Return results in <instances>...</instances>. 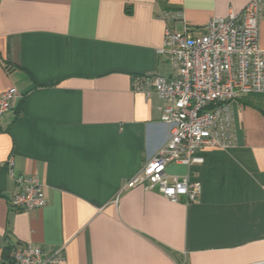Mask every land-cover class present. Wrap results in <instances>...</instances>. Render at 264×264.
Instances as JSON below:
<instances>
[{
	"label": "crops",
	"instance_id": "crops-1",
	"mask_svg": "<svg viewBox=\"0 0 264 264\" xmlns=\"http://www.w3.org/2000/svg\"><path fill=\"white\" fill-rule=\"evenodd\" d=\"M248 1L0 0V93L21 95L0 118V264L19 244L62 247L57 264H264V94L235 102V145L167 166L201 182L196 201L126 186L170 134L133 83L173 77L159 11L194 29ZM7 158L38 175L44 206L11 208Z\"/></svg>",
	"mask_w": 264,
	"mask_h": 264
},
{
	"label": "built area",
	"instance_id": "built-area-1",
	"mask_svg": "<svg viewBox=\"0 0 264 264\" xmlns=\"http://www.w3.org/2000/svg\"><path fill=\"white\" fill-rule=\"evenodd\" d=\"M264 0H250L239 12L230 11L209 19L202 27L189 29L182 13L161 9L164 40L161 52L173 66V77L142 73L134 89L147 97L156 94L163 105L160 120L169 126L167 142L141 165L126 186L156 190L172 202L188 204L198 199L201 182L188 175L167 173L171 163H202L204 150L235 145L234 104L240 97L264 94V49L259 46V21ZM182 22L181 31L177 23ZM20 93L10 87L0 93V118L11 110ZM6 171L16 188L9 205L20 211L46 204L43 185L36 173H15L7 158ZM62 247L45 251L34 244L10 248L2 264H57Z\"/></svg>",
	"mask_w": 264,
	"mask_h": 264
}]
</instances>
